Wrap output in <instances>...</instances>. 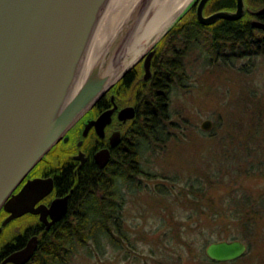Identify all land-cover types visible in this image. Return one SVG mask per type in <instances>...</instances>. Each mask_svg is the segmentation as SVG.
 Masks as SVG:
<instances>
[{
  "label": "water",
  "instance_id": "1",
  "mask_svg": "<svg viewBox=\"0 0 264 264\" xmlns=\"http://www.w3.org/2000/svg\"><path fill=\"white\" fill-rule=\"evenodd\" d=\"M117 0H0V210L10 214L3 226L28 211L41 214L48 224V214L58 219L66 211L68 195L55 198L51 207L36 203L54 188L53 176L29 178L19 189L35 165L69 130L99 101L118 80L141 59L145 74L152 75V57L156 46L167 32L192 6L199 21L212 24L219 18L237 19L244 15L246 1L237 0L235 9L222 8L205 12L209 0H190L164 24L157 33L132 41L152 0H136L119 25L111 33L99 55L93 60L94 44ZM174 5L179 0H171ZM264 12V6L258 9ZM264 27V22L254 20ZM143 44V45H142ZM138 48V49H137ZM118 107L106 108L87 121L84 135L95 126L105 135ZM136 116L134 105L123 106L122 119ZM206 118L201 126L212 127ZM78 158L85 160L80 151ZM95 157L101 167L111 158L108 147L99 149ZM39 237L10 253L2 262L24 264L34 255ZM248 243L241 238H222L209 242L206 253L218 261L241 257Z\"/></svg>",
  "mask_w": 264,
  "mask_h": 264
},
{
  "label": "rangeland",
  "instance_id": "2",
  "mask_svg": "<svg viewBox=\"0 0 264 264\" xmlns=\"http://www.w3.org/2000/svg\"><path fill=\"white\" fill-rule=\"evenodd\" d=\"M206 30L200 35V43L208 47ZM244 48H225L222 52H230V57L226 56L229 59L211 54L199 57L196 48L188 67L189 78L171 91L168 107L172 115L161 145L156 150H144V145L138 152L141 161L137 164L146 172L163 176L148 178L141 174L143 186L127 193L123 228L129 231V239L123 235L121 246L103 242L100 254L80 245L69 264L199 263L201 260L195 255L201 247L206 250V239H220L211 228L225 227L226 223L221 221V226L208 227L204 236L194 239L197 235L189 230L191 225L185 224L190 221L186 215L191 201L188 195L180 193V187L197 175L208 181L214 161L236 162L239 157L240 169L228 175L224 167L220 179L211 178L219 182L206 193V200L220 199L233 190L254 197L264 195V51L258 56L239 57L237 53ZM206 118L213 120L208 130L201 126ZM235 175L238 178L233 180ZM158 185L170 192L156 191ZM202 217L208 218L206 214ZM258 217L260 226L251 237L247 254L228 264H264V216ZM10 232L11 226L0 241ZM188 241L194 256L187 250Z\"/></svg>",
  "mask_w": 264,
  "mask_h": 264
},
{
  "label": "trees",
  "instance_id": "3",
  "mask_svg": "<svg viewBox=\"0 0 264 264\" xmlns=\"http://www.w3.org/2000/svg\"><path fill=\"white\" fill-rule=\"evenodd\" d=\"M249 3L252 7H256L263 4L264 0H249ZM236 6L237 0H209L206 4V12L222 8L231 9ZM182 18L184 20L182 19L176 23L161 41V51L154 61L156 75L151 81L145 80L146 84L139 83L138 85L136 81H126V86H128L127 97L139 98L136 89L133 88L136 84L137 87H143L145 100L148 99L150 103L149 106L146 105L144 111L140 112L138 121L132 125L140 131L136 138V143H139L140 146H136L135 152L137 154L134 153L131 156L132 163L127 166H115V172L108 167L102 168L94 165H90L89 169H79L77 173H74L73 169L71 180H74L75 184L71 192L73 200L71 212L66 217L65 224H59L46 232L39 251L26 264H69L80 245L89 249L91 253L96 251L100 254L103 252L101 247L103 242L108 241L111 244L121 246V242L124 241L123 235L129 239V231L124 230L121 223L124 213L123 208L127 202V193L137 191L138 188L143 186L139 176L141 174L146 175L148 178L163 176L146 172L141 164H137V161L139 163L141 161L139 159L141 155L138 152L141 153V147L144 145V150H156L161 145L170 124L169 117L172 114L168 107L171 91L176 84L182 85L189 78L188 67L192 53L197 48L199 57L205 58L208 54H211L224 58L226 56L230 57V52H222L229 47L233 49L249 46L258 48V50L253 51L248 50L251 53L245 52L246 48L241 49L242 52L237 53L239 57L245 55L251 57L252 54L258 56L264 51V48L261 49L264 46L260 47L263 41L258 39L255 34L256 30L250 26V22L246 19H243V24H241L243 29L241 30L237 26L238 22L232 19H219L217 23L208 28L207 25L199 21L195 5L189 8ZM206 28L207 38L209 39L208 47H205L204 43H200L202 40L200 35L204 33ZM163 46L166 49L163 50ZM226 59L229 58L226 57ZM221 61H224V59ZM160 75L162 76V83L157 86V79ZM159 89L163 90V94L156 93ZM60 149L63 152L59 156ZM65 150L66 148L61 146L55 148L52 158L49 159L52 162L51 165L55 166L54 168H59L65 161H69L71 152L65 153ZM236 160V162H234V159L214 161L212 168L210 167V174H207L208 181L202 179L200 175H197L194 179L189 177L180 187V193L188 195L191 201V203H188L190 210L186 215L187 220L190 219V221L185 224L191 225L189 230L197 235L194 239L198 236H204L208 231V227L215 224L221 226L219 223L222 221L226 223L225 227H213L211 232L218 233L220 239L227 236H230L228 238H245L249 242V250L252 243L251 237L260 226L257 222L258 216H264V195L254 197L245 191L233 190L228 195L220 197V199L207 198L206 200L205 196L209 189L214 188L219 182L211 178L220 179L218 176H222L224 167L228 175L237 173L240 169L239 157ZM213 166L217 168L214 169ZM237 175L233 177V180L238 178ZM227 181L230 182L231 180L228 179ZM156 191L166 194L170 192L162 185H158ZM203 214H206L208 218L202 217ZM214 239L212 236L208 237L206 243ZM188 242L187 250L191 251L194 256L195 252L192 251L190 241ZM130 243H132V240H130ZM196 253L195 257L201 261L194 264L235 263L247 254L232 260L218 261L209 257L203 247Z\"/></svg>",
  "mask_w": 264,
  "mask_h": 264
},
{
  "label": "flooded vegetation",
  "instance_id": "4",
  "mask_svg": "<svg viewBox=\"0 0 264 264\" xmlns=\"http://www.w3.org/2000/svg\"><path fill=\"white\" fill-rule=\"evenodd\" d=\"M246 1V10L242 17L237 19H232L238 22L237 26H239V30L243 29V19L250 22V26L254 27L256 30L255 34L258 39L262 40L261 46H264V27L257 25L254 23V20H260L264 22V12H258V9L264 6L263 4L257 5L256 7H252L249 4V0ZM236 8V7H235ZM231 8V9H235ZM206 9V6H205ZM230 9V8H229ZM196 10V6H195ZM206 11V10H205ZM213 12V11H212ZM211 13V12H206ZM184 20V18H182ZM219 19H230V18H219ZM215 21L212 24H208V28L213 26L215 23L219 21ZM241 22V23H240ZM240 23V24H239ZM262 47L261 49H263ZM166 48H163V50ZM247 50L253 51L258 50V48H251L250 46L246 48ZM162 50V51H163ZM161 51V42L157 44L156 51L152 57V75L146 79L144 77L145 67H144V59H141L125 76H123L120 80H118L113 86L109 88L106 94L97 101L93 107L89 110L87 114H85L68 132L69 137L65 139V137L61 138L52 149L35 165V167L30 171V173L26 176V178L18 185L15 191H19L22 185L29 179L35 176H53L54 178V188L53 190L41 198L36 205L45 204L46 207H51L55 198L63 197L68 195V205L65 212L61 214L58 219H53L52 215L49 213L47 218L48 221H51L50 224L46 220L41 218L40 213L28 211L20 216H16L8 221L4 226L0 233V237H2L5 233L7 227L11 226V232L7 234L2 241H0V264H2L3 260L12 252L23 248L30 237L37 235L39 237L38 247L31 257L29 261H31L35 254L39 251L41 242L43 240V236L47 231H50L52 228H55L57 225L65 224V219L72 209V194L71 192L74 189L75 181L71 180V171L74 169V173H77L79 169H89L90 165H94L96 167H101L95 157L96 152L99 149L108 147L111 151V158L108 164L105 167L112 169V171H116L115 166H127L132 163L131 156L132 154H137L136 146H140L137 144V135H139V130L132 126L138 119L140 118V112L144 111V108L149 106L148 99L145 100V95L142 90L143 87H137L139 83L146 84L151 81V79L156 75L155 69V59L157 58L159 52ZM162 76H158L157 86L162 83ZM156 78V77H155ZM132 80L136 81L137 85L133 87L136 89L137 95L136 97H127L126 91L128 90L126 86V81ZM151 88V86H150ZM157 94H163V90L159 89L156 91ZM159 96V95H158ZM157 98V97H156ZM158 99V98H157ZM156 99V101H158ZM146 102V103H145ZM115 104L118 107L113 112L111 122L105 127V135H101L96 131L95 126H92L89 129L87 135H84V127L88 120L96 118L100 115V113L106 108L113 107ZM126 105H134L136 108V116L133 118L122 119L119 117V111L123 106ZM147 105V106H146ZM161 113V111H160ZM172 115V114H171ZM57 146L65 147V153H70L69 161H65L59 168H54L55 166L51 165V159L53 156V152ZM58 151V150H57ZM80 151L85 153V160L77 157ZM63 150L58 152L59 156L62 154ZM56 153V152H55ZM48 158V159H47ZM51 165V166H50ZM104 168V167H102ZM56 174H54L55 172ZM54 172V173H53ZM126 206V205H125ZM125 206L123 211H125ZM10 214L5 208L0 210V225H2L5 218ZM125 215L123 213V217L121 220L122 227L124 226ZM27 261L26 263H28ZM24 263V264H26ZM6 264H18L13 261H7Z\"/></svg>",
  "mask_w": 264,
  "mask_h": 264
},
{
  "label": "bare ground",
  "instance_id": "5",
  "mask_svg": "<svg viewBox=\"0 0 264 264\" xmlns=\"http://www.w3.org/2000/svg\"><path fill=\"white\" fill-rule=\"evenodd\" d=\"M190 0H179L174 5L171 4V0H152L150 8L146 12L143 21L140 22L139 28L135 33L132 41L134 44H138L143 38H149L164 25L169 23L176 13L182 9ZM136 0H117L114 9L107 17L100 34L94 44V51L92 59L94 60L111 37L113 30L119 25V22L127 14V11ZM143 45V44H142ZM138 49V48H137Z\"/></svg>",
  "mask_w": 264,
  "mask_h": 264
}]
</instances>
